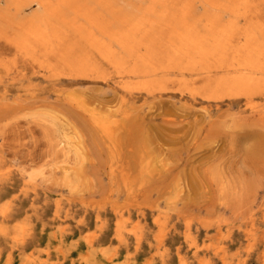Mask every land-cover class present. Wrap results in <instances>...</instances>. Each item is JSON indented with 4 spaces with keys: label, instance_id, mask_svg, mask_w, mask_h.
<instances>
[{
    "label": "rangeland",
    "instance_id": "1",
    "mask_svg": "<svg viewBox=\"0 0 264 264\" xmlns=\"http://www.w3.org/2000/svg\"><path fill=\"white\" fill-rule=\"evenodd\" d=\"M137 1V7L150 2ZM252 1L250 11L260 13L252 18L264 23V5ZM0 2L6 13L0 14V264H264L263 76L251 97L223 93L208 100L202 90L197 95L193 75L159 74L155 81L162 84L147 91L144 78L114 73L95 52V72L42 49L37 63L31 47L11 44L24 40L19 24L42 10L32 4L16 16ZM197 8V17L207 11ZM238 20L241 28L249 24ZM25 61L36 69L27 70ZM98 121L107 131L89 128Z\"/></svg>",
    "mask_w": 264,
    "mask_h": 264
},
{
    "label": "bare ground",
    "instance_id": "2",
    "mask_svg": "<svg viewBox=\"0 0 264 264\" xmlns=\"http://www.w3.org/2000/svg\"><path fill=\"white\" fill-rule=\"evenodd\" d=\"M0 1H2V0H0ZM5 1H6V3H9L10 6L13 7L15 12L17 13L16 14L14 12L16 14V16L23 14L25 9L28 8L32 4H36L40 8V10H42V14L39 15V13H37L38 16H36V18L34 17L33 19H30L28 16V18H29V20L27 19L28 21L26 20L25 23L19 22L20 23L19 25L22 28L20 30H23V32H21L23 36H21V37H24V40L23 39H22V41L20 40L21 41L20 44L18 43V40L16 41L17 43L13 42L11 44V42H10L8 44V46L10 44H11V46L18 44L19 48H23V49L26 48L24 51H27V49H30V47H31L30 50H31L32 56H30V57L35 58L33 60H36L37 55L39 53V50L42 49L45 52V55L50 54L49 56H52L51 54H54V55L60 57V59L64 58L63 61L64 60L66 61L67 66L69 65L70 67H79V69H83L84 72H87L85 70H91V71L95 72L97 70V68L95 70L94 66H96V65H93L90 61L92 59L91 56H93L95 53H97L98 56H100V58L106 64V68L113 69L114 73L116 71L118 74L133 76L135 78H139V77L144 78L145 81L143 82L142 85L144 86V88L147 91L151 90V89L153 90L156 86L162 84V83L157 84V82L155 81L156 77L159 76V74L166 75L169 73L180 72V75H182L183 78L187 74L189 76L193 75V77H195V79H194L195 83L193 84V86L195 84H196V86L199 85V88H197V90H195V91H197L196 92L197 95H199V93H198L199 90H202L203 93H201V94L203 95V97H206L208 100L221 99L225 93L227 95L231 94L233 96L243 95L246 97H251L250 95L252 94V92H254V90L256 88L261 86V83H258L259 79L261 78V77H259V75L264 77V23L258 21L259 19L257 20V16H256V18L254 17L255 19L252 18V16H255L254 13L256 14V12H258V11L257 10L255 11V9H254L255 12H253V13L250 11V1L251 0H224V1L223 0H187V1L186 0H150L149 4L147 3L148 5L140 6V7L135 6L136 5L135 3L138 2L137 0L134 2V4L129 2V0H5ZM139 1H142V0H139ZM254 1L255 0H253L252 2H254ZM143 2L145 3V1H143ZM258 2H259V0H257L258 5L259 4L264 5V3H258ZM260 2H261V0H260ZM199 3L203 4L204 9L207 11H206V13L203 12L204 15L202 14V16L199 15L200 13H197L198 16H200V17H197L196 16V9H198L197 4H199ZM138 4H139V2H138ZM145 4H143V5H145ZM6 5H4V6H6ZM254 6H252V7H254ZM256 7H257V5H256ZM6 8H8V7H6ZM241 8H242V11H243V9H245L244 11H246V9L248 8L251 15H248L247 12L243 13L244 11L241 14ZM258 8H259V10H261L260 7H258ZM258 8H256V9H258ZM35 12H37V11H35ZM38 12H40V11H38ZM130 12H132L134 14H132ZM8 13H10V12H8ZM227 14H229L232 17V19L225 21V17H226L225 15H227ZM259 14L257 13L256 15H259ZM3 15H6V13H4ZM26 15H27V13H26ZM8 16H9V14H8ZM8 16H6L5 18H8ZM241 16L244 17L245 19H248L247 22L249 24L247 27L241 28L239 26V20L238 19ZM248 16H250V18H246ZM260 17H262V15ZM19 18L15 23H18ZM21 19H22V17H21ZM262 19H261V21H264V19L263 20ZM0 20H3V19L0 18ZM11 20H12V18H11ZM7 21H8V19H7ZM2 23H3V21H2ZM4 24H6V23H3L2 25H4ZM0 27H2V26L0 25ZM9 27L7 26V28H9ZM11 29H12V27H11ZM9 30H10V28H9ZM20 30H19V33H20ZM15 34H16V32H15ZM15 34H14V37H15ZM73 34H75L77 36V38H75V39H78V40H74V42H71L72 41L71 36ZM10 38H11V36H10ZM18 38H20V37H18ZM73 38H74V36H73ZM0 40H1V38H0ZM13 40H14V38H13ZM5 41H6V39H5ZM2 42H3V39H2ZM29 45H31V46H29ZM28 46H29V48H27ZM83 47H84V49H83ZM11 48L12 47H8V51L11 52V50H12ZM13 48H15V46H13ZM6 49H7V47H6ZM9 49H11V50H9ZM17 51L19 52L20 50L18 49ZM5 53L7 54L8 52L6 51ZM41 53H42V51H41ZM2 54L4 55V53H2ZM8 55H10V54L8 53L6 55V57H9ZM35 55H36V57H35ZM29 58H28V60H29ZM39 58L40 59L42 58L41 55H40V57H38V59ZM95 59H97V58H95ZM3 60H5V59H3ZM15 60H16V57H15ZM19 61L21 62V60H19ZM1 62L3 63L4 61H1ZM36 62H37V60H36ZM46 62H48V61H46ZM25 63L27 65L28 62L25 61L24 65H25ZM29 63L35 64V62H33V61L30 62V60H29ZM29 63L27 65L28 67L26 65L25 66L21 65V66L27 67V70H29V68L31 70L32 67H29L30 66ZM49 63H50V61H49ZM52 63H53V61H52ZM55 63L53 66L56 65ZM94 64H95V62H94ZM97 64L100 65V63H97ZM105 64H104V66H105ZM31 65L33 66V64H31ZM35 65H37V64H35ZM35 65H34V69H36ZM41 65H43V63H41ZM3 66L5 68V66H7V65L5 64ZM50 66L53 67L52 64ZM104 66H102V67H104ZM37 67H40V63H39V66H37ZM96 67H98V66H96ZM7 68H9V66ZM10 68L12 70V67H10ZM56 68H57V65H56ZM19 69H21V68L19 67ZM34 69H32V70H34ZM57 69H59V68H57ZM8 70L10 71V69H8ZM104 70H105V68H104ZM51 72H53V74H54V71H51ZM19 73H18V75H19ZM102 73L104 74V72H102ZM15 74L16 73H14L13 75H15ZM16 76H17V74H16ZM49 76L51 77V75H49ZM79 76H81V75H79ZM105 77H107V76H105ZM43 78H44V76H43ZM45 78H46V76H45ZM258 84H260V86ZM263 85H264V83H263ZM97 86H99V85H97ZM126 86H125V88H126ZM128 86H127V88H129ZM137 86H139V85H137ZM196 86H195V88H196ZM123 87H124V85H123ZM189 89L192 90L193 88L192 89L189 88ZM128 90H130V88ZM134 90H135V88H134ZM139 90H140V88H139ZM262 91L263 90H261V92ZM196 93L194 92V95ZM69 94L71 97V93H69ZM119 94L120 93H117V95H114L113 97L116 98V96L118 97ZM72 95L75 96V94H73V93H72ZM261 95L264 96L263 94H261ZM122 97L124 98V96H122ZM163 98H165V97H161V98H159V100L163 99ZM118 100H119V105H120V102L122 100L120 98ZM252 101H253V103H255L256 100L255 101L252 100ZM125 102L126 101H124L123 104H126ZM147 102H149V101H147ZM258 103H259V101H258ZM143 104H144V102H143ZM126 105H128V104H126ZM126 105H124V107H126ZM256 105H257V103H256ZM217 106H218V103H217ZM248 106H246V107H248ZM252 106H254V105H252ZM246 107H244V108H246ZM127 108H129V105ZM258 108H261V107H258ZM135 109H137V108L132 109L130 107V110H135ZM92 112H93V110H92ZM137 113H138V111H137ZM123 114H121V115L123 116ZM129 114H131V113H129ZM237 114H238V112H237ZM237 114H235V115H237ZM91 115H93V114L91 113ZM100 115H101V112H100ZM135 115H136V113L134 114V117H135ZM95 116H98V115H95ZM124 116H126V115L124 114ZM252 116H254V114ZM98 117H99L98 120H100L101 116H98ZM248 117H249V115H248ZM55 118L59 119L57 117H55ZM243 118H244V116H243ZM243 118L241 117V119H243ZM115 119H116V117H115ZM136 119H137V117L135 118V121H137ZM253 119L255 121H257V118L255 119V117H254ZM253 119H252V121H253ZM101 120H102V124L99 123V121L97 123L94 122L95 126H94V123H91V126L88 124L89 128L92 127L93 129L97 130L96 126H98V124L107 125L105 123L103 124V121H106V120H103V119H101ZM122 120H124V119H122ZM258 120H261L260 124L264 125L263 124L264 121H262L261 117ZM96 121H97V119H96ZM166 121H168V120H166ZM245 121H247L246 118H245ZM248 121H249V119H248ZM54 122H56V120ZM59 122H60V120H59ZM108 122L110 124V120H108V118H107V123ZM111 122H113V121L111 120ZM126 122H128V121L126 120ZM126 122L125 123L122 122V123L126 124ZM129 122H130V119H129ZM141 122H143V121H141ZM170 122H172V121H170ZM130 123H132V121ZM133 123H135V122H133ZM255 123L257 124V122H255ZM88 125H86V126H88ZM114 125H115V123H114ZM127 125H125L126 128H127ZM131 125L133 127V124H131ZM134 125H136V124H134ZM145 125L146 124H144V126ZM172 125H174V124H172ZM259 125H257V127H259ZM56 126H58V124ZM125 126L123 125V127H125ZM144 126H142V128H139V130L141 131V129H143ZM94 127H96V128H94ZM120 127L122 128V126H120ZM101 128H102V126H100V127L98 126V130L100 129L99 131H101V132H104V130L107 131L106 128L103 130ZM133 128H135V126ZM259 128L261 130L262 126ZM86 129H88V127H86ZM125 129L124 128L121 129L122 132H124L123 130H125ZM130 129H132V128H130ZM88 130L91 131V129H88ZM144 130H145V128H144ZM144 130H142L144 133L141 132V134H144L143 137H148V139H149L148 134L145 133L147 129L145 131ZM260 130H257V131H260ZM262 130H264V129L262 128ZM90 131L88 133L89 135H91V133H93V131H91V133H90ZM117 131H120V130L118 129ZM117 131H116V134H114V135L119 136V133ZM125 131L127 132V130H125ZM133 131H137V130L133 129ZM257 131H256V133H257ZM147 132H148V130H147ZM109 133H110V131H109ZM114 133H115V131H114ZM107 134L108 133H104V135H106L105 137H107V139L112 138V137L108 138ZM133 134H134V132H133ZM146 134H147V136H146ZM258 134H257V136H258ZM92 135L90 137H92ZM104 135L102 134L103 137H104ZM112 136H113V134H112ZM135 136L137 137V134ZM114 137H116V136H113V138ZM143 137H141L142 140H143ZM104 138H103V140H104ZM99 139L101 140V138H99ZM148 139L146 138L147 141H148ZM92 140H95V139L92 138L91 141ZM96 140H98V139H96ZM103 140H101V141L103 142ZM134 140H136V138ZM111 141L113 142V139H111ZM257 141L259 142V140H257ZM97 142H95V145H98L101 143V142L100 143L98 142V144H97ZM115 143H117V142H115ZM137 143H140V142H138V140H137ZM143 144H144V142H143ZM261 144H262V142L260 143V145ZM249 145H250V143H249ZM140 147H141V145H140ZM244 149H246V148H244ZM251 153H252V151H251ZM258 155H259V153H258ZM261 156H262V154H260V157ZM253 160L255 161L254 157H253ZM257 161L258 160H256V162ZM121 163L123 164V162H121ZM115 167L118 168V163L116 164ZM110 169H111V167H110ZM112 169H113V167H112ZM121 169L122 168H120V170ZM78 170H79V168H78ZM78 170H75V171H78ZM116 170L117 169H115V171ZM75 171H74V175H76L78 173V172L76 173ZM113 171H111L112 174L114 173ZM168 171H169V169H168ZM168 171H166V172H168ZM125 172H126V170H125ZM81 174H82V172H81ZM112 174H110V175H112ZM118 176H119V172H118ZM122 177L123 176H121L120 178L124 180L125 175H124V178H122ZM128 178L129 177L127 176V179ZM124 181L128 182V180H124ZM127 182H126V184H128ZM129 185L130 184H128V186ZM131 187H129V188H131ZM132 188L130 190H132ZM7 227H8V225H7ZM10 227H11V225H10ZM1 228H3V227H1ZM4 230H8V229L5 228ZM48 237H52V236L48 235ZM5 238H6V236H5ZM85 240H87V239H85ZM7 244H9V243H7ZM10 244H12V242ZM67 244H70V243H67ZM85 244H86V242H85ZM57 245L59 246V244H57ZM71 246H72V244H71ZM71 246H69V247H71ZM74 246H75V244H74ZM12 248H11V250H12ZM55 248H57V247H55ZM66 248H68V246H66ZM103 252H105V250ZM88 258H90V257H88ZM132 260H130V261H132ZM123 262H124V260H123ZM119 263L121 264V262H119Z\"/></svg>",
    "mask_w": 264,
    "mask_h": 264
}]
</instances>
